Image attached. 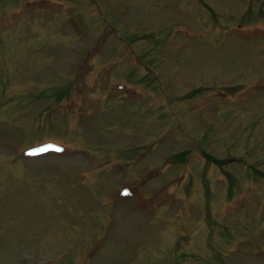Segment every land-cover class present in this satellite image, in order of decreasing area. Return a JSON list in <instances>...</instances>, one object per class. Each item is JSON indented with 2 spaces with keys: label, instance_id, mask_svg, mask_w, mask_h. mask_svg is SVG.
Here are the masks:
<instances>
[{
  "label": "rangeland",
  "instance_id": "obj_1",
  "mask_svg": "<svg viewBox=\"0 0 264 264\" xmlns=\"http://www.w3.org/2000/svg\"><path fill=\"white\" fill-rule=\"evenodd\" d=\"M0 264H264V0H0Z\"/></svg>",
  "mask_w": 264,
  "mask_h": 264
}]
</instances>
